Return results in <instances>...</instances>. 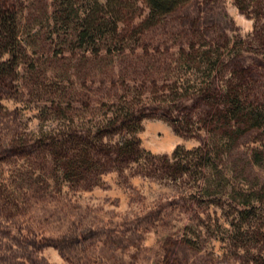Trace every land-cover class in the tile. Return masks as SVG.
I'll return each mask as SVG.
<instances>
[{"label":"rangeland","instance_id":"374dc122","mask_svg":"<svg viewBox=\"0 0 264 264\" xmlns=\"http://www.w3.org/2000/svg\"><path fill=\"white\" fill-rule=\"evenodd\" d=\"M10 1L27 52L0 71V264H264L260 235L240 236L264 231V121L216 111L232 89L264 110V0H187L155 18L136 0L97 44L51 36L64 33L40 14L52 0ZM116 116L136 122L126 133ZM132 135L140 156L119 155ZM203 141L228 188L200 192L195 158L170 174L164 157ZM230 187L262 217L242 218Z\"/></svg>","mask_w":264,"mask_h":264},{"label":"trees","instance_id":"16d2710c","mask_svg":"<svg viewBox=\"0 0 264 264\" xmlns=\"http://www.w3.org/2000/svg\"><path fill=\"white\" fill-rule=\"evenodd\" d=\"M80 1L81 0H52V9H49L47 6L48 4L45 3L40 10V14L43 15V18L45 17L44 20L51 27L57 24L64 26V30L62 31L64 33L51 29V36L56 34V37L59 38L62 35L63 37L61 38L66 43L79 41L80 44H97V40H105L108 38L107 36H103V30L107 25H110L111 31L115 32L118 22L123 21L121 17H119V13L122 12L121 10L130 8L136 3V0H91L93 9L89 10ZM185 1L187 0H144V5L148 10V18H155L167 14L177 5ZM99 10H102L104 14L98 15ZM95 11L97 13L92 14ZM19 12L17 5L13 4L10 0H0V54H8V57L0 62V71L4 70L5 67H3V65L6 63H10L11 68H14L18 64L17 46L23 49V54L27 52V49L23 47V43L19 42L18 34L19 28H21L19 26H25L28 22H23L18 25ZM75 22L78 24L77 26L74 25ZM98 49L99 47L97 46L95 50L98 51ZM225 96L228 98L226 99L225 105L223 107H216V111L221 113L220 116L227 119L228 124L234 122V125L238 126L242 124V128H247L252 126L258 127L261 124L260 122L264 121V110L258 107L246 106L237 89L227 90ZM112 122L120 124L124 132L127 133V127L132 126L136 121H134L132 117L119 119L116 116ZM136 129H138V127H135V130ZM175 129L180 131L181 125L177 123ZM79 141L81 142V140ZM82 144L85 143L83 142ZM119 145V155L125 156V153H129L134 154V158L140 156L141 149L137 146L138 139L134 135L125 137L120 141ZM206 145L205 141H203L194 148L184 149L182 145L177 144L172 150L171 155L164 157L166 160L169 157L172 159L171 163L167 165L172 176H181L184 174L191 165V161L195 158V166L199 174L195 181V186L200 192L204 190L207 191L206 189L211 186L216 188L227 187L230 177L228 175L229 171L222 169V165L219 166L218 163L210 157V150L205 147ZM84 148L85 147L79 148L82 150L74 148L75 152L68 155V171L70 173L78 172L82 166H86V159L83 156ZM77 150L80 152L78 153ZM64 153L67 156V153ZM226 194L230 196L235 204L233 207L237 213L242 214V218L249 217V214H254L257 219L262 217V214L259 213L260 204L257 203L256 198L251 199L247 197V193H242L237 189H233V187H230L228 191H226ZM237 196H243L246 197V199L239 201ZM237 204L244 205L238 206ZM229 205L232 206V204ZM234 218H236V215ZM231 223L232 225L234 224L233 221H231ZM237 229H239V227ZM253 234L256 236L260 235L259 240L262 242L260 249L262 252V259H264V231L263 233H241L240 236L243 237L246 243V240ZM245 243L242 245H245Z\"/></svg>","mask_w":264,"mask_h":264}]
</instances>
